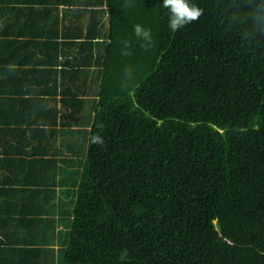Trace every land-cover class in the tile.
Returning <instances> with one entry per match:
<instances>
[{"label":"trees","instance_id":"obj_1","mask_svg":"<svg viewBox=\"0 0 264 264\" xmlns=\"http://www.w3.org/2000/svg\"><path fill=\"white\" fill-rule=\"evenodd\" d=\"M8 1L26 19L42 4ZM192 2L203 15L175 32L163 0L88 1L93 30L47 32L49 55L33 62L72 108L43 114L68 155L56 264H264V0ZM137 24L152 31L148 50Z\"/></svg>","mask_w":264,"mask_h":264},{"label":"crops","instance_id":"obj_2","mask_svg":"<svg viewBox=\"0 0 264 264\" xmlns=\"http://www.w3.org/2000/svg\"><path fill=\"white\" fill-rule=\"evenodd\" d=\"M35 1L42 4H34V12L26 19L14 10L15 4L0 0V41L8 45L2 50L4 56H0V264H56L54 256L60 246L54 234L64 227L56 225L60 213L52 206L64 202L68 207L70 202L61 177H67V168L61 176L58 170V166H64L58 162L68 155L56 152L60 137L54 129L61 125L47 123L43 114L56 110L59 116L68 115L72 108L61 102L67 95L55 89L54 74L49 77V68L34 62L49 55L45 43L52 27L58 31L63 27L78 29L86 34L93 30L87 26L98 17V9L84 6L93 0ZM98 8L105 10L104 5ZM99 20L107 22V14ZM25 40L28 46L20 49ZM37 42L44 45L37 47ZM11 56L12 65L7 60ZM18 56L23 57L21 66H16ZM58 59L61 61V56ZM19 67L26 71L17 72ZM14 73L21 76V86L12 81ZM13 89L21 90L16 94ZM40 119L45 123L29 125ZM19 251L24 254H17Z\"/></svg>","mask_w":264,"mask_h":264},{"label":"clouds","instance_id":"obj_3","mask_svg":"<svg viewBox=\"0 0 264 264\" xmlns=\"http://www.w3.org/2000/svg\"><path fill=\"white\" fill-rule=\"evenodd\" d=\"M124 7H130L129 4H125ZM162 7L169 11L168 17V26L171 31L175 32L188 24H191L197 21L202 15L204 10L199 7L196 3H193L192 0H163ZM264 13V5L258 6V10L254 17L255 23L259 24L261 19H264V16L261 15ZM135 36L140 38L144 43L141 45L145 50L153 43L152 31L150 28H145L140 24L134 26ZM131 47L130 42H124L125 51L123 55L129 56L131 53L127 51ZM132 70L128 67L125 68V76L131 77ZM91 143L103 145L104 139L100 133H96L90 138Z\"/></svg>","mask_w":264,"mask_h":264}]
</instances>
